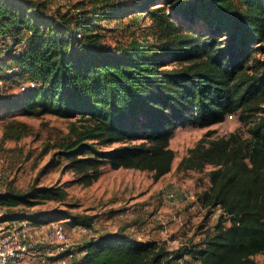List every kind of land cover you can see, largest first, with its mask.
<instances>
[{"label":"trees","instance_id":"16d2710c","mask_svg":"<svg viewBox=\"0 0 264 264\" xmlns=\"http://www.w3.org/2000/svg\"><path fill=\"white\" fill-rule=\"evenodd\" d=\"M263 55L264 0H77L55 10L43 0H0V119L13 118L2 139L29 134L17 116L69 120L68 135L45 152L54 150L49 165L63 164L72 183L93 185L107 165L160 179L172 171L179 127H211L234 113L248 126V138L203 137L177 167H212L198 200L221 214L199 241L170 250L121 228L86 240L83 264H259ZM67 199L64 184L37 179L0 191V208L6 219L92 229L94 215ZM52 202L65 207L37 209Z\"/></svg>","mask_w":264,"mask_h":264},{"label":"rangeland","instance_id":"374dc122","mask_svg":"<svg viewBox=\"0 0 264 264\" xmlns=\"http://www.w3.org/2000/svg\"><path fill=\"white\" fill-rule=\"evenodd\" d=\"M43 1H48L51 9L55 10L70 8L77 0ZM6 84L8 87L9 84ZM15 118L28 125L29 134L19 141H3L5 124L13 118L0 119V159L4 161V168L9 173L8 180L0 183V191H5L9 186L25 190L37 179L41 185L64 184L68 191L67 204H71L75 211L95 217L94 226L87 235L77 232L75 227H69L61 220L69 237L76 243L84 242V239L94 233L99 235L103 232H116L122 227L128 228L127 231L139 240L155 241L166 245L170 250L190 241H199L206 231L215 227L221 214L220 209L212 213L203 209L198 200L199 194L210 186L208 172L212 167L208 166L203 172L178 171L177 167L188 150L203 137L212 140L228 137L232 133H237L242 138L249 136L248 126L241 122L238 113L228 115L224 122L207 128L190 125L179 127L170 144L175 151L170 173L155 179L154 174L149 171L115 170L107 165L97 182L91 186H83L72 183L74 174L65 171L63 164L49 165L54 150L45 152V147L68 135L69 120L50 114ZM210 132L212 133L208 137ZM167 189L178 191L177 200L164 198L163 194ZM182 189H186L193 198H182ZM56 205L65 207L52 202L37 209L47 210ZM128 222L130 228L126 226ZM185 259L178 264H191ZM256 260L259 264H264V254L257 255Z\"/></svg>","mask_w":264,"mask_h":264},{"label":"built area","instance_id":"2783aa9c","mask_svg":"<svg viewBox=\"0 0 264 264\" xmlns=\"http://www.w3.org/2000/svg\"><path fill=\"white\" fill-rule=\"evenodd\" d=\"M8 178L0 159V183ZM180 191L182 198H193L186 189ZM177 193L167 189L163 196L177 200ZM75 228L83 235L91 232L86 226ZM83 245L84 242L76 243L69 237L61 221L37 224L28 219H6L0 208V264H83Z\"/></svg>","mask_w":264,"mask_h":264},{"label":"crops","instance_id":"0c3cea01","mask_svg":"<svg viewBox=\"0 0 264 264\" xmlns=\"http://www.w3.org/2000/svg\"><path fill=\"white\" fill-rule=\"evenodd\" d=\"M93 226H94V223H93ZM126 226L130 228L131 225H130L129 222H128V224L126 223ZM122 228H124V227H122ZM125 230H126L127 233H129V231H127L128 228H125ZM94 236H98L97 233L92 234L90 237H94ZM90 237H89V238H90ZM89 238L87 237V238L84 239V240L86 241V240H88ZM85 241H84V242H85ZM42 250H43V249H42ZM43 252H44V251H43Z\"/></svg>","mask_w":264,"mask_h":264}]
</instances>
